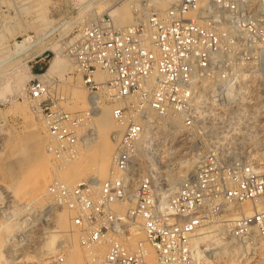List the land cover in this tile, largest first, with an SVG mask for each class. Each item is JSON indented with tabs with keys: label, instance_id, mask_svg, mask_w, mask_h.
Here are the masks:
<instances>
[{
	"label": "built area",
	"instance_id": "1",
	"mask_svg": "<svg viewBox=\"0 0 264 264\" xmlns=\"http://www.w3.org/2000/svg\"><path fill=\"white\" fill-rule=\"evenodd\" d=\"M70 53L93 105L104 97L123 128L109 177L48 185L56 206L71 212L82 245L107 246L101 264H148L149 247L157 264H195V240L211 229L210 236L218 234L223 217L236 214L228 235L264 247L263 163L209 153L175 192L168 186V176L180 172L175 148L205 123L213 101L219 113L233 112L222 123L236 129L264 118L262 104L252 111L261 103L254 100L255 84L251 92L254 79L264 81V0H179L129 28L113 22L85 27ZM245 83L242 96L228 94ZM30 97L43 110L54 103L40 77ZM84 117L50 108L51 155L73 153L87 136L79 133ZM248 201L254 211L238 213Z\"/></svg>",
	"mask_w": 264,
	"mask_h": 264
},
{
	"label": "rangeland",
	"instance_id": "2",
	"mask_svg": "<svg viewBox=\"0 0 264 264\" xmlns=\"http://www.w3.org/2000/svg\"><path fill=\"white\" fill-rule=\"evenodd\" d=\"M138 4L139 7L136 8ZM170 6L172 5L169 3L166 9ZM142 9L149 13L159 11L154 8L150 0H139V2L137 0H0V226L8 222L14 225L12 229L0 233L2 236L0 260L8 258L15 262L13 264H68L72 251L71 234L79 235L78 243L86 255L82 252L83 263L88 259L87 254L92 253L82 245L80 233L73 225L70 212L68 230L71 229V233L64 232L58 226L57 216L65 210L58 208L52 197L49 196L52 203L43 198L31 203L27 195V187L24 192L12 197L10 188L8 189L10 182L5 170L8 165L12 164L10 158H7L11 155L9 145L14 138L27 136L30 131L34 132L35 126L39 123L45 124L50 108L63 109L73 117L85 116L79 127V133L87 135L83 140L93 137L94 130L91 124L97 120L104 108L112 110V106L103 97L99 100L97 108L94 107V112L87 114L92 107L84 101L90 100V93L80 75L75 72L70 45L78 38L83 28L106 22L112 23L113 18L110 15L112 10H116L117 15L126 21L124 26L118 24L115 26L125 28L133 25L131 24L133 21H137ZM26 28L27 33L24 31ZM29 35L32 36V41L25 45L32 47L28 51L18 49L17 45ZM40 37V44L34 45ZM53 47L61 49L59 52L69 58L71 69L53 78L41 76L49 83L50 97L54 99V103H49V109H42L39 114L30 113L28 108L30 110V107L38 102L30 97V91L38 74L34 65H40L44 69L42 73H46L56 57ZM29 75L32 76L29 77ZM255 82L256 80L252 82V87L254 84L256 87L253 91L256 98L254 100L261 102L258 106L262 104L264 107V81ZM75 94L81 95V103L74 102ZM215 103L213 101V106L209 107L205 123L189 131L186 146L175 148L174 159L180 165V172L177 174L183 175L186 171L193 172L201 156L209 153L218 154L229 161L240 160L243 163L258 161L264 164L262 158L264 155V118L257 122H245L240 129L233 130L228 123H222L224 117L231 119L233 112L220 111L219 113L214 109ZM46 105L43 103L44 107ZM257 111H260V108L257 107L255 112ZM41 132V136L46 140L44 150L48 155L50 154L49 144L47 145L48 128L46 127L45 131ZM118 133L112 135L118 137L121 134ZM117 137L113 140L115 146ZM185 151L189 153L183 155ZM75 157L76 155L64 158V160L70 161ZM49 158L53 162V171L60 170L62 157L49 155ZM109 175L110 173L107 177ZM92 176L94 177L90 172L74 183L81 179L92 178ZM55 179L59 178L53 176L48 185ZM249 208L254 211L256 207L254 203L248 201L240 204L236 211L246 213ZM235 215L231 214V217L225 215L218 226L219 231L217 232L220 235L217 238H224L215 241L216 234L210 236L213 233L211 229L212 233L209 234L208 230L207 237L199 239V248L203 250L204 262L202 264H264V247L260 243L254 241V246H248L228 235L229 223L222 221L232 219ZM0 264H2L1 261ZM195 264H197L196 260Z\"/></svg>",
	"mask_w": 264,
	"mask_h": 264
},
{
	"label": "bare ground",
	"instance_id": "3",
	"mask_svg": "<svg viewBox=\"0 0 264 264\" xmlns=\"http://www.w3.org/2000/svg\"><path fill=\"white\" fill-rule=\"evenodd\" d=\"M150 1L153 3L154 8L159 10V11L166 10L167 5L169 3L171 5H176L179 2V0H150ZM137 2H139V0H137ZM138 7H139V4L136 5V8H138ZM116 10H112L110 12V15L113 18L112 22L114 25L118 24L119 26H124V24H126V21L117 15ZM148 13L149 12L142 9L141 14L139 15L140 17L138 16L139 18L137 17V21L136 22L133 21L131 24L134 25L138 21H140L141 19L146 18ZM130 26H132V25H130ZM130 26L125 27V28H129ZM27 30L28 29L26 28L24 31L27 33ZM31 41H32V36L29 35L26 37V39H24V41L21 44L17 45V48L21 49L23 51H26V50L28 51L30 49V47H32V46H26L25 44H27L28 42L31 43ZM36 42L37 43L34 42V45L40 44L41 37H40L39 41H36ZM31 45H33V44H31ZM52 49L55 50L56 57L52 60V62L50 64L48 70L46 71V73L37 75V77L41 78V76L42 77L46 76L49 78L50 77L53 78V77L58 76V75L61 76L68 69H71V63L69 62V58H67L65 55H63L59 52V50H61V49L58 50L57 47H53ZM31 76L32 75H29V77H31ZM99 78L104 79L105 75L99 74ZM45 81L47 82V80H45ZM253 81H255V80H253ZM259 81L260 80H258V82ZM245 88H246V83L241 84L239 86L237 85L235 87L228 89V94L232 95V96H237V95L242 96L244 91H245ZM253 89L254 88L252 87L251 92L253 91ZM74 102L76 104L81 103L82 102L81 95L75 94ZM84 102L88 103L87 105H90L93 109H94V107L97 106V105L96 106L93 105L92 100H91V94H90V100L88 99V100H85ZM257 107L260 108V106H257ZM26 108H28V107H26ZM253 109H252V111L255 112L256 108L254 110ZM28 111L30 113H38L39 114L42 111V107L40 105V102L38 101L35 104H33L30 107V110L28 108ZM95 114H97V112H95ZM231 118H233V117H231ZM45 122L44 123L46 125L43 123H41V124L39 123L38 125H36L34 128V132L30 131L27 136L14 138L10 142L9 151L11 152L10 153L11 155L7 158H10L12 164L8 165L5 168V170L7 171V176L9 178V182H10L9 183L10 186L8 187V189L10 188L9 190L12 194V197L18 196L19 194H21L22 192H24L25 187H27L28 188V191H27L28 194L27 195H29L31 203L32 202H38L42 198L48 202H51L52 199L49 200L50 197H49V194L47 192V185L53 176L59 178L60 180L64 181L65 183H67L69 185L74 184L75 181L80 180V178L85 177L90 172L92 173V175H94V177L92 176V178H99L100 180H104V178H106L108 176V174L110 173L112 163H113V158H114V155L116 152L115 147H117V145L115 146L113 143V140H115L117 135H115L116 136L115 137V136H113L114 135L113 133L119 132L118 134H120L121 130H123V128L120 125L116 124V122L113 118L111 109H109V108L103 109L101 115L99 117H97V120H95L91 124V127L94 130V132L92 133L93 137H91V139L86 138L85 140H83L84 138H81L80 142L82 140H83V142H81V143L79 142L80 145L76 146V148L74 149L72 154H68V155H65L62 157V159H63L61 161L62 166H61L60 170H56V171H53V167H54L53 162H52V159L50 160V158H49V155L51 156V153L47 155L45 153V150H44V145H45L46 140L40 134V133H42L41 131H43V130L45 131L46 127L48 128L49 119H47V121H45ZM231 128L233 130H235L238 127H236L231 122ZM48 139H49V141H48L47 145L51 144L54 141L50 135H49ZM116 142H117V139H116ZM12 155H14V156H12ZM75 155H76V157L70 161L64 160V158L75 156ZM262 158L264 159V155L262 156ZM174 161H175V159H174ZM58 165L60 166V164H58ZM186 173H188V171H186L185 173L183 172V175L174 174V175L168 176V181H169L168 186H169V192L170 193H173L178 189V187L180 186V182ZM92 178H89V179H92ZM81 181H82V179H81ZM13 201H14V199H13ZM50 207L52 208V205H50ZM69 212L70 211L65 210L64 212L60 213L57 216V224L61 229H63L64 232H70L71 231V229H70V231L68 230V228H69ZM252 212L253 211L251 210V208L246 210V213H248V214H251ZM230 217H231V215H230ZM235 217L236 216H234V218H232V219L231 218L226 219L222 222H228L229 223L228 226H229L233 223V221L235 220ZM13 226L14 225L10 224L9 222H8V224L4 223L3 225L0 226V233H2L1 231H8V230L12 229ZM79 233H80V237H81V232H79ZM219 235L220 234H216L215 241H219L221 238H224V237L217 238ZM78 239H79L78 234H71L70 240L72 242V251H71V254L69 256V263L68 264H101V261H102L103 257L105 256V252L107 251V246L99 245V246H96L94 248H89V250H91L92 253L90 252L87 254L88 259L86 262L83 263V258H82V252L83 251L81 249V246L78 243ZM1 241H2V236L0 234V243H1ZM254 241H257V240L256 239L253 240V246H254ZM199 244H200V242H197L195 240L194 246H200ZM48 245H50V243ZM202 253H203V250H201L200 248H198L197 253L196 252L194 253L195 260H196L197 264H202L204 262L203 257H202ZM84 255H85V253H84ZM87 257H85V258H87ZM0 261L2 262V264H13V263H15L13 260H10L8 258H6L4 260H0ZM148 264H157L155 251L152 247H149Z\"/></svg>",
	"mask_w": 264,
	"mask_h": 264
},
{
	"label": "crops",
	"instance_id": "4",
	"mask_svg": "<svg viewBox=\"0 0 264 264\" xmlns=\"http://www.w3.org/2000/svg\"><path fill=\"white\" fill-rule=\"evenodd\" d=\"M38 62H40V61H38ZM38 62H37V64H39ZM34 69L36 72L39 73L43 69V67H41L40 65H34Z\"/></svg>",
	"mask_w": 264,
	"mask_h": 264
},
{
	"label": "trees",
	"instance_id": "5",
	"mask_svg": "<svg viewBox=\"0 0 264 264\" xmlns=\"http://www.w3.org/2000/svg\"><path fill=\"white\" fill-rule=\"evenodd\" d=\"M43 70H44V69H42V70H41L39 73H42V72H44Z\"/></svg>",
	"mask_w": 264,
	"mask_h": 264
}]
</instances>
